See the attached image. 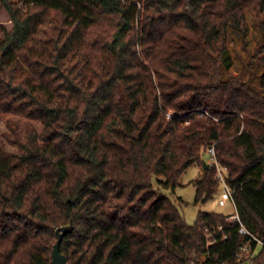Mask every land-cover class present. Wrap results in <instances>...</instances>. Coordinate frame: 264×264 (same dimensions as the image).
<instances>
[{
    "label": "trees",
    "instance_id": "1",
    "mask_svg": "<svg viewBox=\"0 0 264 264\" xmlns=\"http://www.w3.org/2000/svg\"><path fill=\"white\" fill-rule=\"evenodd\" d=\"M261 14L259 87L226 76L229 28ZM0 264H237L229 215L186 223L164 194L214 144L244 227L264 241V0H0ZM207 164L194 203L219 189ZM220 226L221 228H218ZM206 229L208 231H206ZM214 241L207 244V233ZM253 248L255 242L250 241ZM200 257V258H199ZM201 257H204L201 259ZM250 264H264L259 250Z\"/></svg>",
    "mask_w": 264,
    "mask_h": 264
},
{
    "label": "rangeland",
    "instance_id": "2",
    "mask_svg": "<svg viewBox=\"0 0 264 264\" xmlns=\"http://www.w3.org/2000/svg\"><path fill=\"white\" fill-rule=\"evenodd\" d=\"M247 31L240 33L235 28H229V54L232 64L228 69H225L226 76L234 75L241 76L248 80L254 87H259L261 67L257 64V60L253 57L256 45L262 36V27L260 25L261 14L256 6H251L246 10ZM0 24L10 28L12 22L8 13L2 8L0 9ZM0 36L2 32L0 31ZM264 92V89H262ZM13 119L18 121L21 135L27 125H34L38 130L42 125L33 120H28L20 115H0V138L4 141L7 150L12 151L16 146L3 139V134L7 132V121ZM206 153L202 154V160L206 162ZM203 172V167L200 165H192L182 173L178 179V185L172 189H165L164 194L171 197L177 204L178 209L182 213L186 223L192 224L199 211H211L224 215L235 213V208L230 201H227L224 206L218 204V199L222 191V186H219L214 198L206 203H194V180L197 179ZM200 258V257H199ZM204 257H201V259ZM237 264H250L248 259H245Z\"/></svg>",
    "mask_w": 264,
    "mask_h": 264
},
{
    "label": "built area",
    "instance_id": "3",
    "mask_svg": "<svg viewBox=\"0 0 264 264\" xmlns=\"http://www.w3.org/2000/svg\"><path fill=\"white\" fill-rule=\"evenodd\" d=\"M17 3L18 8L26 11L29 6H31L34 0H14ZM204 153L207 155L206 164L213 166L216 170V178L219 181V186H222V191L220 193L218 204L224 206L227 201H230L235 208V213L230 214L227 217L229 221H236L239 224V233L242 235H247L249 237L248 242L240 247V251L237 254V259H248L249 261L257 253L259 250L264 251V241L258 239L255 235H253L250 231H248L244 225L241 223L240 218L237 214L236 205L234 199L232 197V191L228 187L226 183V176H227V168L225 166L220 165L217 161L214 144L207 146L204 150ZM218 228H221L218 226ZM206 231H208L206 229ZM255 242V246L252 248L250 245V241ZM214 241V238L211 236V233H207V244H210Z\"/></svg>",
    "mask_w": 264,
    "mask_h": 264
},
{
    "label": "water",
    "instance_id": "4",
    "mask_svg": "<svg viewBox=\"0 0 264 264\" xmlns=\"http://www.w3.org/2000/svg\"><path fill=\"white\" fill-rule=\"evenodd\" d=\"M203 167L206 168L207 164L203 161ZM70 231V227L68 225L61 226L56 229L57 239L52 247L51 252V264H67V260L64 254L60 252V243L63 239V236Z\"/></svg>",
    "mask_w": 264,
    "mask_h": 264
}]
</instances>
